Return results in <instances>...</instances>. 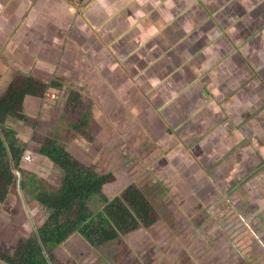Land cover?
Wrapping results in <instances>:
<instances>
[{"label":"crops","instance_id":"1","mask_svg":"<svg viewBox=\"0 0 264 264\" xmlns=\"http://www.w3.org/2000/svg\"><path fill=\"white\" fill-rule=\"evenodd\" d=\"M33 72L48 88L26 118L62 92L93 140L127 135L196 197L229 188L240 153L264 158V0H0V96Z\"/></svg>","mask_w":264,"mask_h":264},{"label":"rangeland","instance_id":"2","mask_svg":"<svg viewBox=\"0 0 264 264\" xmlns=\"http://www.w3.org/2000/svg\"><path fill=\"white\" fill-rule=\"evenodd\" d=\"M66 96L58 93L54 104L58 108L41 110L36 117L34 110L24 121L10 117L5 125L34 152L50 137L60 142L73 137L80 147L93 148L96 172L129 173L157 213V221L151 227L121 236L68 264H264V167L239 185L264 163V158L255 168L248 169L253 167V153H240L242 166L246 164L240 177L235 176L225 189L221 187L223 182L215 181L219 193L213 192V197H209L212 192L205 191L196 197L198 187L194 182L190 185L189 178L165 171L167 158L161 163L158 155L142 154L137 143L126 139L127 135L121 139V134L111 141L103 134L101 139L93 140L88 135V127L79 123L80 111L64 110L62 102ZM52 113L63 115L65 121L55 125L56 130L52 129ZM76 121L81 124L78 132L87 141L69 130V124ZM66 123L68 127L64 126ZM237 149H232L231 153L235 154ZM36 162L38 169L35 165L28 166L36 173L35 182L41 179L49 186L58 187L62 172L48 162ZM14 173L16 184L0 203V255H12L20 240L28 238L48 216V211L33 199L40 186L36 188L26 175L23 178L20 172ZM92 207H99L98 199L92 200ZM0 264L7 263L0 259Z\"/></svg>","mask_w":264,"mask_h":264},{"label":"trees","instance_id":"3","mask_svg":"<svg viewBox=\"0 0 264 264\" xmlns=\"http://www.w3.org/2000/svg\"><path fill=\"white\" fill-rule=\"evenodd\" d=\"M47 81L46 76L35 72L21 75L0 96V203L16 184L14 172L18 171L21 177L26 175L27 180L35 183L36 188L40 186L33 199L48 211L42 225L28 238L21 239L12 255H0L7 264H68L157 221L155 207L129 173L96 172L93 148L80 147L73 137L64 142L50 137L34 152L5 125L10 117L26 119L22 111L24 98L43 97ZM81 124L73 127V133L79 131ZM25 154L30 156V161L22 159ZM40 160L62 172L58 187L49 186L41 179L35 182L36 173L28 166H38L36 161ZM93 199H98V208L92 207Z\"/></svg>","mask_w":264,"mask_h":264},{"label":"built area","instance_id":"4","mask_svg":"<svg viewBox=\"0 0 264 264\" xmlns=\"http://www.w3.org/2000/svg\"><path fill=\"white\" fill-rule=\"evenodd\" d=\"M82 1L83 0H68L69 4L72 6V7H79L81 6L82 4ZM23 160L25 161H30L31 158L28 154H25L23 157H22Z\"/></svg>","mask_w":264,"mask_h":264},{"label":"water","instance_id":"5","mask_svg":"<svg viewBox=\"0 0 264 264\" xmlns=\"http://www.w3.org/2000/svg\"><path fill=\"white\" fill-rule=\"evenodd\" d=\"M264 167V163L258 167L254 172H252L250 175H248L242 182H240L239 185H241L242 183H244L247 179H249L250 177L254 176L258 171H260L262 168Z\"/></svg>","mask_w":264,"mask_h":264}]
</instances>
